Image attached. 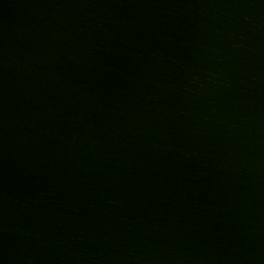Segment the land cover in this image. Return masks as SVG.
<instances>
[{"label": "water", "instance_id": "1", "mask_svg": "<svg viewBox=\"0 0 264 264\" xmlns=\"http://www.w3.org/2000/svg\"><path fill=\"white\" fill-rule=\"evenodd\" d=\"M0 264H264V0H0Z\"/></svg>", "mask_w": 264, "mask_h": 264}]
</instances>
